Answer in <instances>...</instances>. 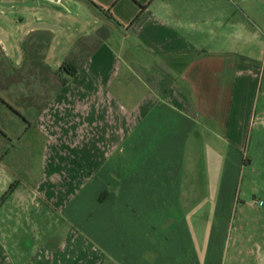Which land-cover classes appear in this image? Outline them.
Masks as SVG:
<instances>
[{
	"label": "crops",
	"instance_id": "0c3cea01",
	"mask_svg": "<svg viewBox=\"0 0 264 264\" xmlns=\"http://www.w3.org/2000/svg\"><path fill=\"white\" fill-rule=\"evenodd\" d=\"M89 1L109 17L0 7V105L26 125L2 138L42 140L0 264H224L263 24L213 0Z\"/></svg>",
	"mask_w": 264,
	"mask_h": 264
},
{
	"label": "rangeland",
	"instance_id": "374dc122",
	"mask_svg": "<svg viewBox=\"0 0 264 264\" xmlns=\"http://www.w3.org/2000/svg\"><path fill=\"white\" fill-rule=\"evenodd\" d=\"M212 2L214 7L218 4H226L229 7L230 21L241 16L240 12L243 10L251 19L264 26V0H213ZM92 10L101 17H106L97 10L93 8ZM67 30L75 34V27L69 25ZM254 54L258 57L257 62L261 67L256 95V117L246 128L242 148L236 149L238 154L233 153L238 159L239 183L235 187V194L233 192L230 197L232 199L233 196L234 205L226 206L230 207L227 211L230 212L231 219L224 264H264V36L259 52L255 51ZM14 104L16 103L12 98L8 97V100L3 101L5 107L0 105L2 116L0 119V234L6 230L13 235V239L18 238L16 231L20 229L19 221L12 218L13 215L20 213V210L13 208L18 191L13 192L18 188V180L29 183V167L33 168L32 172L37 175L41 173L40 158L42 157V140L33 142L35 131L29 130L27 135L19 140L12 138L13 136L7 139L6 135L5 139L2 138L5 130L15 132V126L25 131L26 125L23 119L13 118L16 114L13 109ZM3 119L7 126H4ZM231 130L232 125L230 132ZM220 143L223 145L222 142ZM243 155L247 159L245 163L242 162Z\"/></svg>",
	"mask_w": 264,
	"mask_h": 264
},
{
	"label": "water",
	"instance_id": "95a60500",
	"mask_svg": "<svg viewBox=\"0 0 264 264\" xmlns=\"http://www.w3.org/2000/svg\"><path fill=\"white\" fill-rule=\"evenodd\" d=\"M0 7L4 8H34L36 7V3L34 0H16L11 2H5L0 1ZM35 28L38 29H50L53 30V26H50L48 24L42 23L35 25ZM0 42L5 46V48L8 50V45L6 44L4 38L0 35Z\"/></svg>",
	"mask_w": 264,
	"mask_h": 264
},
{
	"label": "trees",
	"instance_id": "16d2710c",
	"mask_svg": "<svg viewBox=\"0 0 264 264\" xmlns=\"http://www.w3.org/2000/svg\"><path fill=\"white\" fill-rule=\"evenodd\" d=\"M86 1L90 4V6H91L94 10H97L98 12H100V13L104 14L105 16H108V17H109L107 11H104L103 9H101L100 7H98L97 5H95L94 3H92V2L89 1V0H86ZM117 25H119V24H117ZM63 67H66V64H64V65L62 66V68H63ZM66 69H67V67H66ZM102 198H103V197H102ZM102 198H99L100 201L102 200Z\"/></svg>",
	"mask_w": 264,
	"mask_h": 264
},
{
	"label": "built area",
	"instance_id": "2783aa9c",
	"mask_svg": "<svg viewBox=\"0 0 264 264\" xmlns=\"http://www.w3.org/2000/svg\"><path fill=\"white\" fill-rule=\"evenodd\" d=\"M45 1H48V2L54 3V4H60L61 3V0H45ZM260 204H262V202H260Z\"/></svg>",
	"mask_w": 264,
	"mask_h": 264
}]
</instances>
